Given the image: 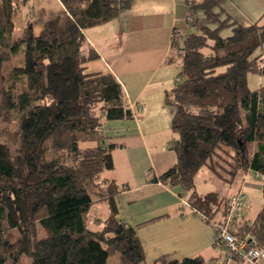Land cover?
Listing matches in <instances>:
<instances>
[{
    "label": "trees",
    "instance_id": "16d2710c",
    "mask_svg": "<svg viewBox=\"0 0 264 264\" xmlns=\"http://www.w3.org/2000/svg\"><path fill=\"white\" fill-rule=\"evenodd\" d=\"M59 1L67 12L64 27L49 21L34 36L29 14L22 15L28 0H0V123H16L0 132V264H23L24 257L27 264H109L112 257L115 264H148L136 228L117 218L115 198L128 186L104 176L114 169L117 145L98 137L108 121L133 115L110 72L88 71L99 57L84 37L86 29L118 18L132 0ZM215 6L216 0L192 2L198 14L177 51L180 80L165 94L174 112L176 161L154 178L184 191L183 206L211 227L218 214L224 223L229 197L199 194L195 176L204 166L214 168L216 159L254 172L264 198V84L248 87V75L264 76V11L222 36L226 23ZM16 22L24 25L14 37ZM21 45L22 65L4 71ZM81 135L97 136L99 145L80 150ZM103 205L107 214L100 218L93 208ZM234 233L264 247V201L253 221L239 223ZM204 261L163 256L150 264Z\"/></svg>",
    "mask_w": 264,
    "mask_h": 264
},
{
    "label": "crops",
    "instance_id": "0c3cea01",
    "mask_svg": "<svg viewBox=\"0 0 264 264\" xmlns=\"http://www.w3.org/2000/svg\"><path fill=\"white\" fill-rule=\"evenodd\" d=\"M192 2L197 5L202 0H132L131 7L115 20L84 31L87 46L99 57L88 71L110 72L133 115L130 120L108 121L98 136L112 138L117 145L111 152L114 169L104 176L128 186L115 198L117 218L136 228L146 263L163 256L174 260L201 256L203 264H249L227 260L210 223L183 206L184 191L154 182L176 161L170 149L176 138L171 130L174 112L166 105L165 94L180 80L176 56L184 36L194 31V20L185 19L194 18ZM263 11L264 0H216L214 8L230 32L235 26L253 24ZM27 14L35 36L44 33L49 21L57 20L64 27L67 19L59 0H28L23 18ZM169 56L175 58L172 63H166ZM93 142L94 148L99 145L98 139ZM252 221L242 209L240 223Z\"/></svg>",
    "mask_w": 264,
    "mask_h": 264
},
{
    "label": "rangeland",
    "instance_id": "374dc122",
    "mask_svg": "<svg viewBox=\"0 0 264 264\" xmlns=\"http://www.w3.org/2000/svg\"><path fill=\"white\" fill-rule=\"evenodd\" d=\"M192 14L197 15L198 11L192 12ZM22 22H16L14 28V37L20 35L23 28ZM231 32L226 30L221 33L222 36H228ZM34 35V34H33ZM35 36V35H34ZM24 57V45H21L17 52L12 56L9 63L4 67L5 70L10 68L21 66ZM8 72H6L7 75ZM23 80V78H21ZM264 84V76L248 75V87L254 89ZM8 127L13 130L16 127V123L12 121L11 123H0V132L2 128ZM97 136H80L79 148L82 151L94 149V142ZM0 140H3L0 136ZM11 149H13L10 146ZM96 148V147H95ZM216 164L214 168L209 169L207 166L202 167L195 176V189L199 194H205L207 192H216L220 199L227 198L230 194L234 195L239 191H242L246 195V202L243 207L246 211V217L251 221L254 219L258 212L259 205L262 204V181L260 178H254L255 173L250 171L245 176H243L244 171L237 167H232L230 162L231 159L219 160L216 159ZM218 163V164H217ZM104 175H108L104 173ZM256 176V175H255ZM187 195V194H186ZM231 195V196H232ZM98 208V209H97ZM98 210L100 218H104L107 214L106 207L100 206L95 207L93 210ZM96 213V212H95ZM97 214V213H96ZM94 217H97L94 215ZM220 218L219 214L214 217L217 221ZM29 261L27 257L22 260L23 264H27ZM116 258L112 257L109 259V264H115Z\"/></svg>",
    "mask_w": 264,
    "mask_h": 264
},
{
    "label": "built area",
    "instance_id": "2783aa9c",
    "mask_svg": "<svg viewBox=\"0 0 264 264\" xmlns=\"http://www.w3.org/2000/svg\"><path fill=\"white\" fill-rule=\"evenodd\" d=\"M185 19L187 22L194 20L192 15L186 16ZM246 199V195L242 191L229 197L228 214L224 223H213L215 242L221 243L227 260L264 264V247H257L253 240H249V237L240 241L234 233L242 218V209Z\"/></svg>",
    "mask_w": 264,
    "mask_h": 264
}]
</instances>
